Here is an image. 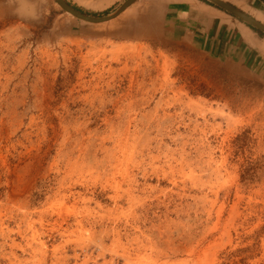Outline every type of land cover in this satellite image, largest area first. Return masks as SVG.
<instances>
[{"label": "rangeland", "instance_id": "rangeland-1", "mask_svg": "<svg viewBox=\"0 0 264 264\" xmlns=\"http://www.w3.org/2000/svg\"><path fill=\"white\" fill-rule=\"evenodd\" d=\"M176 1L0 0V264H264V33Z\"/></svg>", "mask_w": 264, "mask_h": 264}, {"label": "crops", "instance_id": "crops-1", "mask_svg": "<svg viewBox=\"0 0 264 264\" xmlns=\"http://www.w3.org/2000/svg\"><path fill=\"white\" fill-rule=\"evenodd\" d=\"M247 1L245 3L248 7L241 8V10L251 9L264 18V0ZM176 4L166 13L172 27L174 30L184 33L187 37L193 38L196 43L205 49L206 53L211 54L209 52L210 48L207 46L208 40L202 37L220 38L226 35L236 39L240 51L254 55V52L252 54L253 47H251V44L254 43V47L258 46L261 38L245 23L204 0H179L176 1ZM230 57L232 58V56Z\"/></svg>", "mask_w": 264, "mask_h": 264}, {"label": "water", "instance_id": "water-1", "mask_svg": "<svg viewBox=\"0 0 264 264\" xmlns=\"http://www.w3.org/2000/svg\"><path fill=\"white\" fill-rule=\"evenodd\" d=\"M62 9L65 11L71 13L75 17L82 19L84 21H87L89 23H100L105 22L108 20H111L115 17H117L119 14H121L126 8H128L131 4H133L136 0H126L114 13L106 15V16H95L87 14L79 9H77L75 6L70 4L67 0H55ZM214 5L220 7L221 9H224L225 11L229 12L230 14L236 16L240 20L244 21L251 27L261 31L264 33V23L257 18L247 14L243 10L239 9L235 5L225 1V0H207Z\"/></svg>", "mask_w": 264, "mask_h": 264}]
</instances>
